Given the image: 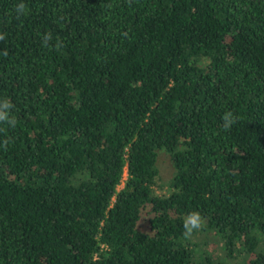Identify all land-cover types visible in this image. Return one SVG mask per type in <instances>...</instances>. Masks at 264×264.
Here are the masks:
<instances>
[{
    "label": "trees",
    "instance_id": "obj_1",
    "mask_svg": "<svg viewBox=\"0 0 264 264\" xmlns=\"http://www.w3.org/2000/svg\"><path fill=\"white\" fill-rule=\"evenodd\" d=\"M0 36V264H264V0H0Z\"/></svg>",
    "mask_w": 264,
    "mask_h": 264
},
{
    "label": "rangeland",
    "instance_id": "obj_2",
    "mask_svg": "<svg viewBox=\"0 0 264 264\" xmlns=\"http://www.w3.org/2000/svg\"><path fill=\"white\" fill-rule=\"evenodd\" d=\"M156 164L158 168L161 187L158 188L157 186L155 187V189L160 192H165L168 189L166 182L173 172V165L167 152L163 148L157 149ZM124 176L125 171L123 172V175L117 187H120L122 185ZM191 240L194 243L197 253H209L214 257L221 258V255L219 254V252L221 251V242L217 234H208L205 242L197 240L196 237L191 238Z\"/></svg>",
    "mask_w": 264,
    "mask_h": 264
},
{
    "label": "clouds",
    "instance_id": "obj_3",
    "mask_svg": "<svg viewBox=\"0 0 264 264\" xmlns=\"http://www.w3.org/2000/svg\"><path fill=\"white\" fill-rule=\"evenodd\" d=\"M24 8V5H19L17 11H21ZM0 39H3V36H0ZM51 39V34L49 33L45 37V41ZM12 105L8 100L0 103V122H6L9 125H15V118L10 117L9 110ZM203 227V220L199 212L190 213L184 221V235L185 237L191 236L194 231H197Z\"/></svg>",
    "mask_w": 264,
    "mask_h": 264
}]
</instances>
